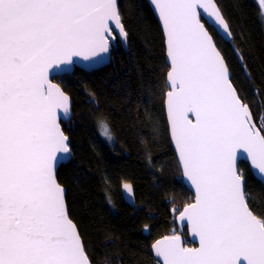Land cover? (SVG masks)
Wrapping results in <instances>:
<instances>
[{
    "label": "snow or ice",
    "instance_id": "1",
    "mask_svg": "<svg viewBox=\"0 0 264 264\" xmlns=\"http://www.w3.org/2000/svg\"><path fill=\"white\" fill-rule=\"evenodd\" d=\"M152 3L169 68L171 138L194 189L173 212L199 242L187 247L173 234L152 247L163 264H264V216L250 208L240 168L247 159L264 174V125L256 126L204 16L231 36L229 25L214 0ZM127 36L117 0H0V264H92L57 178L71 153L61 128L70 105L52 79L77 58L95 65ZM101 133L112 139L103 125Z\"/></svg>",
    "mask_w": 264,
    "mask_h": 264
},
{
    "label": "trees",
    "instance_id": "2",
    "mask_svg": "<svg viewBox=\"0 0 264 264\" xmlns=\"http://www.w3.org/2000/svg\"><path fill=\"white\" fill-rule=\"evenodd\" d=\"M232 33L225 42L210 29L255 123L264 125V21L255 0H215ZM128 32V52L120 44L109 66L54 78L73 101V116L62 128L72 159L59 168L70 217L77 224L92 264H159L151 253L159 239L188 230L176 223L193 195L185 187L171 146L165 115L166 64L163 34L146 0H119ZM239 53V54H238ZM241 56L243 59H241ZM98 121L110 125L102 137ZM245 175L249 206L264 216V185L249 166ZM133 188V202L123 185ZM109 198L111 203H109Z\"/></svg>",
    "mask_w": 264,
    "mask_h": 264
},
{
    "label": "water",
    "instance_id": "3",
    "mask_svg": "<svg viewBox=\"0 0 264 264\" xmlns=\"http://www.w3.org/2000/svg\"><path fill=\"white\" fill-rule=\"evenodd\" d=\"M146 1L149 3V5H150V7H151V9H152V12H153L154 16L156 17V19L158 20L159 25H160V28H161V31H162V25H161V22H160V20H159L158 13L155 11L154 4L152 3V0H146ZM214 2L216 3L215 0H214ZM117 3H118V7H119V0H117ZM216 4H217V3H216ZM217 6H218V4H217ZM218 7H219V6H218ZM221 13H222V12H221ZM222 15H223V14H222ZM204 19H205V21H206V24H207L208 26L212 27V28L218 33V35L223 39V41H225V42H231V41H232V38H233L232 33H231V36H229V35H228V34H227V33H226L221 27H219L218 25H215L214 22H213V20H212L211 18H209V17L207 16V14H205ZM229 30H230V28H229ZM116 31H118V29H117ZM230 32H231V31H230ZM210 34H211V33H210ZM118 44H120L121 47H122L126 52H128V45H129L128 36H127L126 39H124V38H122V37H119V38H117L116 40H114L113 42L110 43V46H109V52L106 53V54H104L103 59L100 60V61H99L98 63H96L95 65L89 67V66H88V63H89V62H85V61H83L82 58H77V59L79 60V62H78L77 64L73 65L69 71L61 72V73L57 74V75L55 76V78H57V77H63V76H68V75H72L76 69L82 70V71H84V72L91 73V72H94V71H97V70H100V69H102V68H105V67L109 66V65L111 64V62H112V51H113V50H116V49L118 48ZM218 50H219V49H218ZM165 55H166V54H165ZM221 55H222V54H221ZM224 60H225V59H224ZM225 63H226V61H225ZM166 64H167V66H168L167 58H166ZM226 64H227V63H226ZM227 66H228V65H227ZM228 69H229V68H228ZM229 73H230V78L232 79V74H231V72H230V69H229ZM50 78H51V77H50ZM52 82L55 83V84H58V83H56V82L54 81V78L52 79ZM58 85H59V84H58ZM59 86H60V85H59ZM166 87H167V91L170 90V89H169V86H168L167 78H166ZM60 88L62 89L61 86H60ZM62 90H63V89H62ZM63 91H64V90H63ZM64 93H65V92H64ZM65 94H66V93H65ZM66 95H67L68 98H69L70 111H69V113L67 114V116H62V117H61V128H62V124H63V123H68V122L71 120L72 116H73V101H72V99L70 98V96H69L68 94H66ZM164 106H165V115H166V120H167V124H168V129H169V136H170L171 146H172V149H173V151H174V153H175V156H176V158H177V162H178V154H177V152H176L174 142H173V140H172V138H171V130H170L169 122H168L167 109H166V103H165V101H164ZM253 118H254V117H253ZM254 122H255V120H254ZM256 126H257V125H256ZM257 127H258V126H257ZM62 130H63V128H62ZM69 141H70V140H69ZM71 159H72V154L70 153V155L67 156L66 159H64L63 161H61V164L58 166V171H59V168H60L61 166L68 164V163L71 161ZM240 163H246V164L249 166V168H250V170H251V173L253 174L254 178H255L258 182H260L262 185H264V174H261V173H259L258 170L253 169V168L250 166V161H248L247 159H242V160L240 161ZM178 164H179V163H178ZM179 167H180V170H181V166H180V165H179ZM181 172H182V170H181ZM57 175H58V172H57ZM182 180H183V184L185 185V187H186V188L192 193V195H193V199H194V189H193L192 186L190 185V182H188V181L186 180V178L183 176V174H182ZM65 192H66V190H65ZM65 201H66V195H65ZM66 205H67V202H66ZM67 208H68V206H67ZM68 211H69V210H68ZM176 223H177V225H178L179 227H181V228L186 227L187 230H188V238H189V243L191 244V246H190L188 243H186V242L184 241L183 236H182L181 233H177V234H176V235H180V236H181V239H182V241L184 242L185 246H187V247H198V246H199L198 239H195V238L192 236V234H191L190 230L188 229L186 223L181 224V222L179 221V215L176 217ZM163 238H164V237H163ZM163 238H161V239H159V240H163ZM82 241H83V240H82ZM155 243H156V242H155ZM155 243H154V244H155ZM154 244H153V245H154ZM153 245H152V246H153ZM151 253H152V255L154 256L155 260H157V261L159 262V264H163V260H162V258H161V257H158V256L156 255L155 250H154L153 247H151ZM241 264H243V262H241Z\"/></svg>",
    "mask_w": 264,
    "mask_h": 264
},
{
    "label": "rangeland",
    "instance_id": "4",
    "mask_svg": "<svg viewBox=\"0 0 264 264\" xmlns=\"http://www.w3.org/2000/svg\"><path fill=\"white\" fill-rule=\"evenodd\" d=\"M260 8L261 11V15H262V19L264 21V8L261 7L259 0H255ZM219 49V48H218ZM220 51V50H219ZM125 191V190H124ZM126 195L125 198L126 200H128L129 202H133V197L131 195H129L126 191H125Z\"/></svg>",
    "mask_w": 264,
    "mask_h": 264
},
{
    "label": "clouds",
    "instance_id": "5",
    "mask_svg": "<svg viewBox=\"0 0 264 264\" xmlns=\"http://www.w3.org/2000/svg\"><path fill=\"white\" fill-rule=\"evenodd\" d=\"M101 125H103L104 127H106L109 132H110V125L106 122V121H98V131H100V134L102 135V137H105L107 138L106 136H104L102 133H101ZM111 134V133H110Z\"/></svg>",
    "mask_w": 264,
    "mask_h": 264
}]
</instances>
